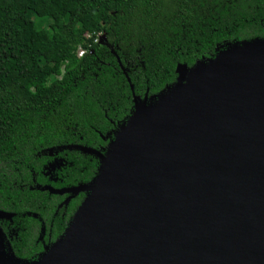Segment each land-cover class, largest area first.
Masks as SVG:
<instances>
[{
  "label": "water",
  "instance_id": "95a60500",
  "mask_svg": "<svg viewBox=\"0 0 264 264\" xmlns=\"http://www.w3.org/2000/svg\"><path fill=\"white\" fill-rule=\"evenodd\" d=\"M176 75L134 99L93 183L52 191H89L64 234L12 263L0 227V264H264V42Z\"/></svg>",
  "mask_w": 264,
  "mask_h": 264
},
{
  "label": "trees",
  "instance_id": "16d2710c",
  "mask_svg": "<svg viewBox=\"0 0 264 264\" xmlns=\"http://www.w3.org/2000/svg\"><path fill=\"white\" fill-rule=\"evenodd\" d=\"M254 41L264 42V0H0V211L30 243L17 252L23 261L39 219L53 225L51 242L67 227L57 197L31 188L48 154L73 164L67 184L90 185L102 136L135 98L173 85L179 64Z\"/></svg>",
  "mask_w": 264,
  "mask_h": 264
},
{
  "label": "flooded vegetation",
  "instance_id": "af4514ba",
  "mask_svg": "<svg viewBox=\"0 0 264 264\" xmlns=\"http://www.w3.org/2000/svg\"><path fill=\"white\" fill-rule=\"evenodd\" d=\"M119 124H117L115 129H112L103 136L102 141L105 144H99L96 149L101 152L107 151L108 145L114 139V132L118 129ZM61 153L62 152H52L51 154L47 155L48 159L44 166L41 167L39 175L35 178V174H32L31 188L38 192L48 194L50 198H53V196L57 197L58 204L55 215L57 216L59 211H61V219L64 220L67 218L68 226L70 220L75 215L85 200V196L87 197L88 193H79L77 195L73 194L74 196H72L71 193H64L62 195L52 193V191H62L77 188V186L81 184V182H77L76 184L72 185L66 183V171L69 167L71 168L73 164L67 161L68 157L66 154L63 156ZM39 176L40 178H38ZM38 221L40 227L38 239L36 240L33 249L27 248L31 250L29 251L31 255H29V258L27 259L28 261L37 260L44 250L54 243L50 241L53 225L50 223L48 228L42 219H39ZM0 227L3 230L6 243L9 245L10 249L13 251L16 257H18V259L24 260L25 258L20 257L17 252H20V245L23 244V248H26L29 247L30 243L27 242L26 244L23 240V228L21 227V224L15 225L14 223H10L9 220H0Z\"/></svg>",
  "mask_w": 264,
  "mask_h": 264
},
{
  "label": "bare ground",
  "instance_id": "6f19581e",
  "mask_svg": "<svg viewBox=\"0 0 264 264\" xmlns=\"http://www.w3.org/2000/svg\"><path fill=\"white\" fill-rule=\"evenodd\" d=\"M200 78H201V75L199 76V79H200ZM199 79H198L196 82H198ZM172 90H173V89H171V88L168 89L169 92H172ZM80 216H81V214H78L77 217L80 218ZM0 236H1V233H0ZM4 245H5L6 253L9 251V254H6V256L8 257L9 262L14 263V262H15V259H14V257L11 255L10 247H9V245L6 243V241L4 242Z\"/></svg>",
  "mask_w": 264,
  "mask_h": 264
},
{
  "label": "built area",
  "instance_id": "2783aa9c",
  "mask_svg": "<svg viewBox=\"0 0 264 264\" xmlns=\"http://www.w3.org/2000/svg\"><path fill=\"white\" fill-rule=\"evenodd\" d=\"M88 37H90V36H88ZM95 42H98V40H96ZM84 54H85V51L80 48L78 51V57L81 58Z\"/></svg>",
  "mask_w": 264,
  "mask_h": 264
},
{
  "label": "rangeland",
  "instance_id": "374dc122",
  "mask_svg": "<svg viewBox=\"0 0 264 264\" xmlns=\"http://www.w3.org/2000/svg\"><path fill=\"white\" fill-rule=\"evenodd\" d=\"M34 20L35 21H37V18L36 17H34ZM59 78H61V76H59ZM119 127H122L123 126V124L122 123H120L119 125H118ZM114 140V139H113ZM38 260V259H37Z\"/></svg>",
  "mask_w": 264,
  "mask_h": 264
}]
</instances>
